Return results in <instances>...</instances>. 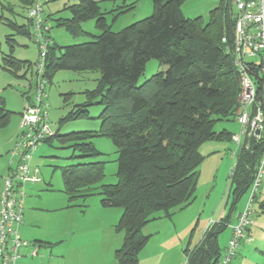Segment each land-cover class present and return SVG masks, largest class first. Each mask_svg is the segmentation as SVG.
<instances>
[{"label":"trees","instance_id":"trees-1","mask_svg":"<svg viewBox=\"0 0 264 264\" xmlns=\"http://www.w3.org/2000/svg\"><path fill=\"white\" fill-rule=\"evenodd\" d=\"M17 1L27 12L34 0ZM184 1L152 0L151 15L113 32L97 1L79 0L69 7L71 19L58 25L76 33L80 32L79 21L95 18L100 33L89 41L61 48L52 41L48 46L44 68L47 83L58 69L100 72L96 89L88 93L99 97L103 106L99 130L53 132L42 142L50 144L56 140L71 148L72 157L75 152L78 157L100 155L92 143L98 135L115 145L114 184L100 183L104 177L103 161L78 162L63 166L60 171L69 202L99 194L102 206L121 208L116 230L122 232L123 238L114 251L117 264H138L139 253L149 240L143 227L153 219L171 217L176 209L194 199L203 159L200 146L211 140L232 142L231 131L214 130L216 121H235L239 100V76L226 48L233 41L229 5L219 0L204 22L201 16L183 15ZM27 19L32 30V22L28 16ZM16 26L18 32L30 35L28 27ZM223 37L226 42H222ZM150 59H156L166 69L138 85ZM3 64L14 73L23 71V76L32 72L31 62L12 55L3 57ZM256 84L264 110L262 82L258 80ZM29 88L33 91L34 82ZM87 105L71 110L63 119L87 117ZM8 117L0 100V126L7 123ZM263 151L264 130L260 140L251 139L238 151L230 173L233 207L238 197L250 189ZM227 219L213 222L196 244L185 247V264L221 261L224 251H220L217 238L227 227Z\"/></svg>","mask_w":264,"mask_h":264},{"label":"rangeland","instance_id":"rangeland-1","mask_svg":"<svg viewBox=\"0 0 264 264\" xmlns=\"http://www.w3.org/2000/svg\"><path fill=\"white\" fill-rule=\"evenodd\" d=\"M79 0H42L43 12L45 17H49L51 25L50 36L58 47L81 43L92 39L93 35L100 33L96 26V19H88L78 22L80 32H70L64 26L58 25L64 19H71L69 7L77 4ZM98 2L100 11L103 13L108 28L113 32H119L124 27L144 19L152 14V0H95ZM219 0H185L181 4V11L187 18L201 16L203 21H208V12L217 6ZM16 25H24L29 28L30 35L18 32ZM31 26L28 23L26 8H23L17 0H0V100L4 110L8 112V121L0 126V194L3 188L2 177L7 174L9 168L13 167L10 161H15L9 155L14 141L18 138L20 127V113L23 110L28 96V102L33 100L32 90L29 88L34 82L35 62L38 57V47L32 39ZM12 55L16 59L29 61L32 63V72L30 70L25 76L23 71L14 73L7 69L3 64V57ZM165 65H160L156 59H150L146 62L142 74L139 76L137 84L140 85L151 75L158 71H164ZM100 79V72L93 70H74L58 69L50 77V83L46 86V102L48 103V122L51 129L57 134H65L72 131H97L101 125L99 114L103 106L99 103V97L89 96V92L96 89ZM83 104H88L85 108L88 111L87 117H73L63 119L71 110L83 108ZM237 124L231 120H219L214 124V130L222 128L236 129ZM230 131V130H229ZM232 132V131H231ZM210 142V141H209ZM93 146L101 154L97 156L78 157L75 152L74 157L71 148L61 146L56 140L52 143L41 142L32 153L29 164L38 168L40 180L29 184L26 203L30 207H36L35 217L37 221L49 224L60 220L71 219L77 222H91L104 224L112 238L119 244L122 242L123 234L116 230V224L121 214L120 207H105L101 205L99 194H92L85 199H76L69 202L67 195L63 191L62 177L60 168L66 165L78 162H104V177L100 183L114 184L117 182V151L112 141L105 136H95L92 139ZM230 157L229 167L226 172L227 180L223 191V202L229 192V204L234 200L232 189L228 178L229 168L233 163ZM27 187V186H26ZM250 190L244 192L238 197L236 209L245 206L249 197ZM255 198L252 203L250 235L240 240L236 254L230 264H264V175L260 185L257 188ZM203 198H199L197 203L201 204ZM73 204V205H69ZM206 203L205 212H209V206L213 203ZM66 205L72 207L70 210H53L54 207ZM243 206V208H244ZM242 208V209H243ZM159 214V213H158ZM239 214V213H238ZM238 216V215H237ZM156 218L150 221L145 229H142L145 235H149V240L140 254L146 252L153 244V237L149 233H158L160 236L165 230L161 228V223ZM216 220V217L208 224ZM196 225L192 231L179 233L178 229L173 240L172 252L177 254V262L185 264V247L191 248L196 240H200L203 232L207 228L202 223ZM158 226L162 230L156 235ZM174 227L170 224L168 227ZM209 226V225H208ZM145 227V226H144ZM143 227V228H144ZM192 233V235H191ZM231 233V224L226 227L217 238L220 251L223 253ZM191 235V236H190ZM160 238V237H159ZM190 239V240H189ZM180 240L182 248L180 249ZM157 242V241H156ZM176 245V247H174ZM139 254V255H140ZM181 254V255H179ZM220 264V262L216 263Z\"/></svg>","mask_w":264,"mask_h":264},{"label":"built area","instance_id":"built-area-1","mask_svg":"<svg viewBox=\"0 0 264 264\" xmlns=\"http://www.w3.org/2000/svg\"><path fill=\"white\" fill-rule=\"evenodd\" d=\"M233 19V41L227 51L239 76V100L235 120L238 130L231 135L234 144L233 165L240 148L247 146L251 139L260 140L264 130L262 100L257 97L256 81L262 82L264 90V0H225ZM32 22V39L38 47L35 62L33 100L26 102L20 113L21 132L14 141L9 155L12 168L2 177L0 194V264H14L21 256V249L28 245L19 233L22 223L26 185L40 180L38 168L29 162L38 145L53 134L48 122L46 102L47 79L44 76L48 46L52 43L49 35L51 25L44 16L42 0H34L27 9ZM222 42H226L223 37ZM264 175V151L256 167L250 194L236 222L231 226V236L224 248L220 264H229L236 254L240 240L244 239L251 225L252 203ZM38 247L32 246L31 255Z\"/></svg>","mask_w":264,"mask_h":264},{"label":"crops","instance_id":"crops-1","mask_svg":"<svg viewBox=\"0 0 264 264\" xmlns=\"http://www.w3.org/2000/svg\"><path fill=\"white\" fill-rule=\"evenodd\" d=\"M234 123L237 124L236 120ZM238 128L237 124L236 129L228 130L234 133ZM233 149V142L222 140L206 141L200 146L203 159L199 165L194 199L185 207L176 209L171 217H161L165 220V224L161 223V228L163 227L165 232L160 236L158 233L160 231L157 230L162 229L158 226L156 236L153 235L154 233H149L152 240L153 237L158 238L153 240V244L146 252L140 254L145 247L140 251L138 264H180V261L177 262L176 252H172L177 229L180 234L192 231L200 220H203L202 223L208 228L213 222L225 217L228 218L227 227L236 222L237 215L244 205L237 210L236 204L234 207L229 204L230 192L224 202L222 197V191L227 181L225 176L230 157L233 159ZM232 165L233 163L227 175L229 183ZM29 184L26 185L22 223L18 228L20 236L28 241V245L21 249V256L16 259L14 264H117L114 251L120 244L116 240L112 242V238L104 224L91 222H80L78 224L71 219H59L56 223L52 222L51 226L45 227L49 224L37 221L35 217L36 207L25 204ZM199 198H203L201 204L197 203ZM207 201H209V204L213 203L210 206L208 204L209 212H205L208 208L206 207ZM71 208L62 205L54 207L53 210H70ZM215 217L216 220L208 224ZM162 219H159V221H163ZM170 224L175 226L173 228L168 227ZM247 234L251 236L250 229L247 230ZM198 241L196 240L194 244ZM179 243L181 249V240ZM34 244L37 245L38 250L36 255L33 256L31 250Z\"/></svg>","mask_w":264,"mask_h":264}]
</instances>
